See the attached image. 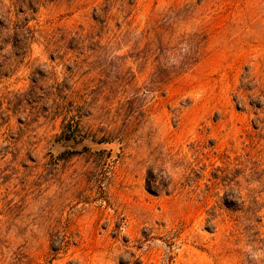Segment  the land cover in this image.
Returning <instances> with one entry per match:
<instances>
[{"label": "rangeland", "instance_id": "obj_1", "mask_svg": "<svg viewBox=\"0 0 264 264\" xmlns=\"http://www.w3.org/2000/svg\"><path fill=\"white\" fill-rule=\"evenodd\" d=\"M37 1L0 0V264H264V0Z\"/></svg>", "mask_w": 264, "mask_h": 264}, {"label": "trees", "instance_id": "obj_2", "mask_svg": "<svg viewBox=\"0 0 264 264\" xmlns=\"http://www.w3.org/2000/svg\"><path fill=\"white\" fill-rule=\"evenodd\" d=\"M39 4V2L37 1V0H32V3H30L29 4V6H32L33 7V9H34V5L33 4ZM24 10V9H23ZM37 10V9H36ZM7 23H8V26L7 25H5V28H7V29H12V30H14V37L15 38H21V40H27V41H30V40H32V38H33V35H32V31L27 27V25H25L23 28L25 29V32H26V34L24 35V33H21V34H19V33H16L17 32V29H18V27L17 26H13V23L11 22V19H10V17L8 18L7 17ZM22 28V27H21Z\"/></svg>", "mask_w": 264, "mask_h": 264}, {"label": "water", "instance_id": "obj_3", "mask_svg": "<svg viewBox=\"0 0 264 264\" xmlns=\"http://www.w3.org/2000/svg\"><path fill=\"white\" fill-rule=\"evenodd\" d=\"M67 144H68L69 146H71V145L75 144V140H68V141H67Z\"/></svg>", "mask_w": 264, "mask_h": 264}]
</instances>
